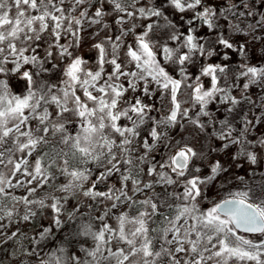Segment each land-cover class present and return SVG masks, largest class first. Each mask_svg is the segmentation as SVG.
Here are the masks:
<instances>
[{
  "label": "snow or ice",
  "instance_id": "snow-or-ice-1",
  "mask_svg": "<svg viewBox=\"0 0 264 264\" xmlns=\"http://www.w3.org/2000/svg\"><path fill=\"white\" fill-rule=\"evenodd\" d=\"M86 25L109 33L94 45L99 70L70 50ZM256 43L264 47V0H0V252L11 248L9 264H264V180L235 176L234 189L202 207L230 171L220 158L228 149L236 167L238 158L264 163V131L251 136L264 125ZM230 52L241 58L235 68ZM56 57L65 63L53 84ZM242 103L252 112L237 129ZM65 114L79 119L75 135ZM43 209L56 228L77 222L69 234L83 238V255L45 252L51 227L21 231Z\"/></svg>",
  "mask_w": 264,
  "mask_h": 264
},
{
  "label": "rangeland",
  "instance_id": "rangeland-1",
  "mask_svg": "<svg viewBox=\"0 0 264 264\" xmlns=\"http://www.w3.org/2000/svg\"><path fill=\"white\" fill-rule=\"evenodd\" d=\"M208 3H213V0H208ZM188 17L191 16V13L187 14ZM187 18V17H186ZM176 20H179V16L175 17ZM207 30L205 29L204 31H202L200 33V35H204V33ZM129 40L132 39V37L128 38ZM61 42L63 43H71V38H69L68 40H62ZM96 43H91L85 46H81L79 47L80 49L78 51H75L77 49L76 47H73L72 51H74V54L81 57L84 61H85V67L86 68H90L92 70H99V64H100V53L99 50L96 49L94 47ZM159 58V57H158ZM240 57L238 56V54L235 52H233V58L231 59V66H233L235 68L236 64L240 61L239 59ZM250 58V62L251 63H264V47H261V45L259 44L258 46H256L252 52V55H249ZM223 60L222 57H217V58H210L207 61L204 60H199L197 61L196 66H193L189 69L190 74L195 77V76H199V65L203 64V63H207V62H212V63H219ZM161 62L163 63V60L161 58ZM53 63H56L58 65L57 68L52 69V71L49 73V82L53 83V84H58L59 80L62 78V74L60 72V69L64 66V61H62L59 57H56L55 60H53ZM105 68V73L111 71L110 66L108 65H104ZM50 78L55 79V81H50ZM201 81L204 82L206 84V86L210 87V78H205V77H201ZM195 79H193V83H195ZM10 83L13 86V90L14 91H22L23 90V83L21 82H17V80L15 81H10ZM242 83V82H241ZM126 86V84H125ZM256 92L257 90L255 88L251 89V93L253 95V98H256ZM79 94V93H78ZM139 94V93H137ZM234 95H236L237 97H239L240 92L239 91H234L233 93ZM129 96L132 95V93H128ZM158 95V94H157ZM156 98V97H154ZM153 98V101H154ZM212 109H218L219 111L217 112L218 115H221L223 113V109L220 108V105L218 104H214L210 106ZM50 111H52V109H50ZM251 108L248 104L246 103H242L241 105L238 106V111L236 113V119L234 120V123L237 127V129L240 128L241 123H242V118L244 114H248L249 116H251ZM153 115H156V113H153ZM65 119H66V127L69 131L70 134L75 135L79 130H80V123H79V119L69 115V114H65ZM191 130L189 129V132ZM260 131H264V125H261L258 129L254 130L251 133V136L254 137L256 136ZM175 134V133H173ZM188 133H185V135H187ZM251 138V137H250ZM208 143H212L211 141H209ZM220 144L219 141H215L214 145L215 147H217V152H222L224 153V150L219 148L218 145ZM196 147H199L198 145H196ZM237 151L236 147L230 148L227 150L226 153H224L220 158L222 159V161L225 163V166L228 167L230 169L229 173H227L225 176H221L219 180H217L212 186L209 187L208 191H207V199L205 201H202V207H208L211 205L212 201H218L220 199H222L223 197L226 196L227 194V186L228 185H232L233 189L235 187V185L238 183L237 181L234 180L235 176H244L245 177V182L246 183H251L253 184V186H255V184L261 180H264V163L259 164L258 166L256 165H250L246 162L243 161L242 158H238L241 161L242 167H236L235 166V162L232 161L230 159L231 155L233 153H235ZM215 156V154H213ZM258 156L261 157L262 160H264V152H258ZM90 167H92V165H89ZM253 169H255V172H253ZM207 171V170H205ZM115 179V178H113ZM61 182H63L61 180ZM241 187H243V185H241ZM220 189H224V190H220ZM172 189H169V191H171ZM175 191L180 192L182 191L181 187H176ZM83 199V198H81ZM76 203L75 200H72L70 204H68L66 206V212H68L69 210H72V205H74ZM84 203H87V201L85 200ZM82 210L87 209L82 207ZM166 208L163 209V214L165 213ZM42 217H40V222L43 224L44 220L48 219L51 222L52 219V214L50 212V210L47 209H43L42 210ZM160 217V216H158ZM158 217L156 219H158ZM111 223H115L114 221H110ZM74 224H77V222H74ZM31 223L28 224H22L21 225V231L25 234V235H35L37 231V229H41V225H34L31 226ZM48 227H51L53 229V235H52V244L49 246V248H45L44 251L47 252L50 250V248H58L61 245H63L68 252L70 253H80V247L81 245L79 243H69V241L71 239L67 241H65V239H68L69 236L67 235L69 233L68 229L69 225H65L63 226V229L61 228H56L55 225L52 224V222L50 223V225ZM247 235V234H246ZM89 244H91V241H89ZM73 245V246H72ZM88 245H85V247H87ZM10 247L6 248L4 250V252H0V256H5V254L7 252H10ZM80 255H83V253H80ZM4 264H9V260L8 258L5 256L4 259Z\"/></svg>",
  "mask_w": 264,
  "mask_h": 264
},
{
  "label": "trees",
  "instance_id": "trees-1",
  "mask_svg": "<svg viewBox=\"0 0 264 264\" xmlns=\"http://www.w3.org/2000/svg\"><path fill=\"white\" fill-rule=\"evenodd\" d=\"M95 30H96V26H92L91 28H89L87 25L85 26V29L81 32V34H80V41H79V45L77 46V49L75 50V51H78L80 48L79 47H81L82 45L83 46H85V45H88V44H91V43H98L99 42V40L100 39H102L103 38V36H105V35H107V34H109V33H105V32H103V31H101V33H100V37H97L95 34H94V32H95ZM236 39H238V40H240V41H243L244 39H245V37L243 36V35H238L237 37H236ZM259 45V43H256V44H253V45H251L250 46V50H249V55H252V52H253V50H254V48L256 47V46H258ZM236 54V53H235ZM229 55H230V57H231V59L233 58V52H230L229 53ZM240 59V58H239ZM233 67V66H232ZM234 68V67H233ZM12 81H15L16 79H15V77H13L12 79H11ZM50 81L52 82V81H55V79H52V78H50ZM190 83H193V80H191L190 81ZM154 102H155V104H156V106L157 107H159L160 106V100H159V97H158V95H157V97L156 98H154ZM167 100H164V104L165 105H167ZM191 130V129H190ZM83 207V205L81 206V208ZM97 208H99V205H97ZM67 211V210H66ZM70 211H72V210H69L68 212H70ZM83 211H85V212H87V211H89V209H84ZM169 211H170V209H168V208H166V211H165V213H164V215H167L168 213H169ZM42 210H40V215H38L35 219H33L32 221H31V225H30V227L31 226H34V225H41V228L42 227H48L49 225H50V221L47 219H45L44 220V222H43V224L40 222V217H42ZM64 219L65 220H67V212H65V216H64ZM161 219V217H158V221ZM74 222L75 221H68V223H67V225H69V228H71V229H75L76 228V226H77V224H74ZM37 231H39V229H37ZM68 231H69V229H68ZM68 236H69V238L68 239H65V241H67L68 242V240L69 239H71L70 241H69V243L71 242V243H73V242H75V243H78L77 241L78 240H81V239H83L82 237H73L72 235H70L69 233L67 234ZM29 236V235H28ZM33 235H30L29 237H32ZM24 246L25 247H30V245L25 241L24 242ZM73 246V245H72ZM9 248V247H8ZM6 249V248H5ZM4 249V250H5ZM10 250H11V248H10Z\"/></svg>",
  "mask_w": 264,
  "mask_h": 264
}]
</instances>
